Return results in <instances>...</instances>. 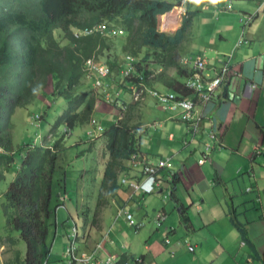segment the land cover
Here are the masks:
<instances>
[{"label": "trees", "instance_id": "obj_1", "mask_svg": "<svg viewBox=\"0 0 264 264\" xmlns=\"http://www.w3.org/2000/svg\"><path fill=\"white\" fill-rule=\"evenodd\" d=\"M204 1L188 2L187 9L195 2L199 7L203 6ZM174 6L173 2L166 0H0V148L6 152L0 153V182L11 171L16 155L11 134L15 110L29 105L39 91L49 85L53 75L58 80L52 98L63 97L66 104L50 136H47L48 140L56 139L54 145L33 143L18 150L17 153L23 150L25 153L22 165L3 199L7 240L14 241L11 235L18 231L27 245L26 258L22 264L49 262L51 239L57 226V210L65 204L62 203L65 199L61 200L60 193L54 189L59 170L57 153L67 149V133L70 135L75 127L89 124L95 113L97 96L89 91L81 93L78 90L87 73V61L104 53L110 42H120L124 54L140 57L141 63H134L136 67L133 74L123 76L119 81L122 91H129L132 83L140 82L158 89L155 78H150L153 72L145 68L147 62L154 61L165 69L173 67L183 78L193 73L191 68L181 64L179 52L198 9L189 8L177 32L169 34L160 31L161 17ZM103 25L107 29H120L123 34H106L107 31L100 29ZM58 30L63 33L68 44L59 42L56 36ZM107 62L110 69L108 78L114 70L125 67L117 60ZM120 72L118 74L121 76ZM168 86L181 98L193 94L186 81L174 80ZM116 100L121 98L118 96ZM61 127H65L66 132L61 133ZM102 137L109 159L98 194L97 210L91 221L93 226L99 225L101 206H106L109 198H117L119 191L125 187L120 183V175L128 170L126 161L138 151L135 127L130 125L128 116L106 129ZM81 144L77 140L71 147L79 149ZM94 149L90 147L86 153ZM106 158L103 151L101 159ZM61 181L59 185L64 187ZM178 182L175 176L174 189ZM135 192L142 196L152 194ZM166 193L168 195L169 190ZM89 214L88 210L78 212V217L83 218L85 225ZM182 219L187 224L190 221L185 210L182 211ZM232 221L242 238L250 243L243 224L237 217ZM74 224L77 225L73 223L70 228ZM135 260L133 256L123 255L120 264H131ZM140 264H145V261Z\"/></svg>", "mask_w": 264, "mask_h": 264}, {"label": "crops", "instance_id": "obj_2", "mask_svg": "<svg viewBox=\"0 0 264 264\" xmlns=\"http://www.w3.org/2000/svg\"><path fill=\"white\" fill-rule=\"evenodd\" d=\"M204 3L202 10L191 20L185 40L180 46L181 64L187 67L188 58L202 54L209 63L204 74L212 77L225 56L233 54L232 64L237 73L227 85L216 91L213 99L207 101L203 95L192 98L196 103L197 130L194 133L189 132V125L181 118V108L173 107V103L163 105L150 92L141 101H134L131 90L122 91L115 78L111 84L109 78L105 79L111 91L108 97L96 99L94 118L101 124L99 115L102 111L117 114L113 125L128 116L130 125L135 127L140 156L151 163L167 158L173 162L171 170L179 181L176 189L168 178L171 170L163 168L159 171L161 184L157 193L171 190L172 197L178 199L179 188L182 187L187 194L186 215L194 209L202 214H196L199 223H193L189 215L190 221L187 225L191 231H195V227L200 225L214 227L217 234L210 240V254L220 252L222 255L216 260L212 259L211 264H264V0H205ZM254 13L257 15L253 22L243 25L242 17ZM163 16L166 17V26L161 21ZM163 16L159 21L162 32L175 33L183 24L180 17L176 18V10ZM174 23H178L179 27L169 30L171 27L168 24ZM125 55V67L129 64L136 67L134 63H141L140 57ZM142 65L144 66L143 63ZM153 65L151 69H156L159 73L155 78V86L160 91H174L168 86L174 80L187 81V77L179 76L173 67L165 69L156 63ZM125 67H122V73ZM110 78L113 79L112 76ZM123 94H129V100ZM118 96L121 100H116ZM147 112L152 114L153 121L146 120ZM206 145L215 147L208 161L200 164L199 160ZM103 151L107 156L104 160L106 165L108 151L105 147ZM0 153L6 152L0 148ZM20 154L23 157L24 150ZM131 158L132 155L126 161L128 170L120 175V183L124 177H142L143 166L134 165ZM122 190L128 195L125 199L120 197ZM122 190L118 195L119 205L126 209L127 204L139 193L126 185ZM60 198L65 199L62 203L67 206V198L62 195ZM76 202L78 203L77 198ZM2 203L3 199L0 200V213L2 212L5 222L0 226V264H22L25 259L21 261L15 258L17 244L21 243L22 237L18 231H14L11 235L14 241L7 240V220L2 211ZM78 212H81L79 207ZM59 214L61 215V210ZM122 216L118 215L116 219ZM234 217L246 228L250 243L242 238L241 232L232 221ZM71 218L73 220V216ZM66 221L64 226L67 224L70 227L75 223L69 218ZM98 226L100 232L95 237L96 241L89 238L91 243L86 248L93 250L97 244L102 245L101 259L107 254L116 255L120 259L123 255L130 256L127 253L117 254L113 249L111 251L108 239L110 230L105 232L102 222ZM143 226L144 223L141 227ZM58 228L57 221L56 235ZM144 260L145 264H151L147 256Z\"/></svg>", "mask_w": 264, "mask_h": 264}, {"label": "rangeland", "instance_id": "obj_3", "mask_svg": "<svg viewBox=\"0 0 264 264\" xmlns=\"http://www.w3.org/2000/svg\"><path fill=\"white\" fill-rule=\"evenodd\" d=\"M166 1L175 4L172 10H176V18L179 19L178 11L180 9H177L179 7L176 6L181 3L184 4L185 0ZM198 7L199 5L195 2L188 7V10L189 8L194 9ZM201 10L202 7L200 6L197 13ZM182 19H185V17L182 16ZM165 20L166 17L164 16L161 20L163 21V26H166L167 22ZM168 27H171L168 28L169 30H175L179 27V24H168ZM56 36L61 44H68V40L60 30L56 31ZM125 56L122 52V44L120 42H110L108 49L104 53H101L100 56L93 57L91 60V71H89L87 65V73L83 77L78 90L81 93L89 91L95 94L97 99L98 97L104 99L105 95L108 97L111 87L110 85L98 86L97 78L101 74L96 68L101 67L103 64H107L109 67L107 60H117L122 66L125 63ZM153 63L155 64L154 61H151L146 64L145 68L151 70L153 73L150 76L153 75V78H156L159 73L156 69H151V66H154ZM119 71H121V68L120 70L113 71V79H108L110 84L115 78L116 84L119 85L121 79L120 74H118ZM57 80V76H51L49 85L45 89H41L38 96L29 105L21 109L19 107L15 110L16 112L19 109L16 116L12 119L11 134L15 152H18L23 147L27 148L29 144L35 143L36 145H40L38 142L42 145L50 144L49 142H51L54 145L56 139L48 140L47 136L66 106L63 97H58L57 99L52 98ZM123 96L129 100V94H123ZM99 117V121L101 122L100 126L105 129L112 125L114 118H117V114L102 111ZM145 118L148 122L153 121V116L150 112L146 113ZM60 129L61 133L66 132L65 127H61ZM39 134L40 136H38ZM102 134L94 139L96 142H93L92 126L90 124L77 126L70 135L67 133L68 136H66L65 141L67 149L58 151L57 153V169L59 170L57 171L54 189L56 193L59 192L62 197L67 198V206H60L57 212V221L60 228H58L57 235L53 233L51 239L52 250L48 264H68L65 251L71 242L70 237L72 233V229L67 224L64 226L68 218L71 222L74 220L77 223L79 236H81L78 242L79 244H84L83 248L88 249L86 247L91 243V241L89 242V238L96 241L95 237L99 235L100 226H97V224L93 226L91 221L94 211L96 212L97 210L98 192L100 191L101 179L105 167V161L101 159L105 143L104 139H101L103 138ZM77 140L82 143L79 149L71 147ZM90 147L92 149L96 148L97 150L86 153ZM53 148L52 150H54ZM80 151L82 152L80 153ZM22 161L21 154L17 153L11 171L7 174V178L0 183V200L4 199L5 193L17 178ZM170 174L171 179L169 181L173 185L175 174L174 172H170ZM60 178L62 179L61 182L64 184V187L59 185ZM158 191L146 197L137 195L135 199L127 204L126 209L134 216L135 222L137 224L144 223L143 227L140 229L137 228L138 230L135 226H131L127 222L125 215L116 219L123 209L120 208V197L123 199L128 197L123 190L120 192V197L109 198L106 206H101L102 213L100 222H102L105 232L110 230L108 239L111 251L113 249L117 254L127 253L136 260L140 256L145 255L149 258L151 264H211L212 259L216 260L222 255L220 252L210 254L212 248L210 240L213 239V235L217 234L214 227L206 228L200 225L195 227V231H191L187 222L182 219V211H187V194L183 188H179L178 199L172 197L169 201L166 200V192L159 194L157 193ZM76 198L78 203L76 202ZM78 207L81 211H90L86 225L83 218L78 217ZM60 210L61 215L59 214ZM161 211L166 213V218L159 224L160 220L158 219V215ZM196 214L202 215L197 209L189 212L193 223H199ZM71 216H73V220ZM4 222L1 212L0 226ZM93 227H96V230ZM17 249L15 258L23 261L26 258L27 245L22 238L21 243L17 244ZM131 264H135V262L133 261Z\"/></svg>", "mask_w": 264, "mask_h": 264}, {"label": "built area", "instance_id": "obj_4", "mask_svg": "<svg viewBox=\"0 0 264 264\" xmlns=\"http://www.w3.org/2000/svg\"><path fill=\"white\" fill-rule=\"evenodd\" d=\"M184 4H179L176 7L180 9L178 11V15L181 20L182 16L186 17L188 13L187 3L194 2V0H185ZM257 13L254 14H246L242 17L243 25L247 26L251 24L255 18ZM101 30L107 31L110 35H121L123 31L116 28L107 29L104 25L100 27ZM243 39L239 42V45L242 43ZM232 56L233 54L228 55L225 58L224 63L222 66L217 70L215 76L210 78L209 76H203L204 70L208 66V59L199 54L197 56L190 57L186 60L187 64H191L195 69L196 72L193 74L190 80H188L187 85L194 91L199 94H204L206 99H211L214 96L216 89L231 79L236 73V69L232 64ZM90 62L88 61V69L90 70ZM99 73L101 74L100 77L97 78L98 86H102V77L108 76L110 73V69L107 64H103L101 67H97ZM134 67L132 64H129L123 70L124 76H130L133 74ZM142 79V78H141ZM147 92L154 94L160 103L163 105H169L173 103V107H179L182 109L181 118L185 122H191L189 129H197V122H193L195 118V102L192 98H179L175 93L172 92H159L156 90L151 89L146 83L140 82L139 84H131V93L135 100L142 99ZM95 123V121H93ZM102 130L101 126H98L96 129L92 130L93 135L99 133ZM214 137V136H213ZM213 145H206L205 153L203 157L199 161L201 164L208 160V156L212 151ZM256 149H259L257 147ZM134 165H142L143 166V176L148 180L147 182L139 181V180H131L127 177L122 179V183L126 185L128 188L134 191H144L146 193H152L155 190V186L159 185L161 182V176L159 171L163 168L171 169L173 164L170 160H160L158 163H151L147 161L146 158H143L138 153L132 155L131 158ZM172 172V171H171ZM169 180L171 179V174L168 175ZM250 190V188L248 189ZM171 191H169L166 199L170 198ZM119 215H125L127 221L131 226H135L136 228H140L142 224H137L135 222L134 216L129 213L125 208L121 210ZM166 218V213L164 211L159 212L158 219L159 224L162 220ZM71 237H70V244L68 245L65 256L68 261V264H120V258L116 255L107 254L106 257L103 259L100 258V252L103 250V246L97 244V246L93 250L81 248L78 240L80 238L78 232V226L76 224L73 225ZM144 260L142 258H138L135 261V264L143 263Z\"/></svg>", "mask_w": 264, "mask_h": 264}, {"label": "clouds", "instance_id": "obj_5", "mask_svg": "<svg viewBox=\"0 0 264 264\" xmlns=\"http://www.w3.org/2000/svg\"><path fill=\"white\" fill-rule=\"evenodd\" d=\"M228 55H226L225 57H227ZM93 58H91V59H89V60H92ZM88 60V61H89ZM88 61H87V64H88ZM225 61V60H224ZM224 61L222 62V64L224 63ZM187 63V62H186ZM209 64V63H208ZM222 64H221V66H222ZM191 67H190V66ZM128 66V65H127ZM126 66V67H127ZM132 66H133V64H132ZM220 66V67H221ZM234 66V65H233ZM134 67V66H133ZM208 67H209V65L207 66V68L204 70V72L208 69ZM219 67V68H220ZM188 68H191L192 70H193V73L191 74V76H189L188 78H187V81H186V85H187V82H188V80H190L191 79V77L193 76V74L196 72V69L191 65V64H188ZM218 68V69H219ZM134 70H135V67H134V69H133V72H134ZM132 72V73H133ZM204 72H203V76H209L210 77V75H208V74H204ZM217 72V71H216ZM216 72H215V74H216ZM123 74V73H122ZM215 74H214V76H215ZM109 75V74H108ZM124 76V75H123ZM214 76H212V77H210V78H213ZM151 77H153V75L152 76H150V78ZM106 78H108V76H106V77H102L101 79H102V82H103V84H102V86H106V85H109L108 83H107V81H105V79ZM232 79V78H231ZM231 79H229L227 82H225L223 85H221V86H219L217 89H216V91L220 88V87H222V86H224V85H227L230 81H231ZM187 87L189 88V89H191L188 85H187ZM151 88V87H150ZM151 89H153V88H151ZM130 90H131V85H130ZM153 90H156V91H159V92H172V93H175L177 96H178V94L175 92V91H160L159 89H153ZM192 90V89H191ZM216 91H215V93H216ZM192 92H193V94L190 96V97H183V98H193V97H197V95H203L204 96V94H199V93H197V92H194L193 90H192ZM215 93H214V96L211 98V99H213L214 97H215ZM132 94V93H131ZM105 97H106V95H105ZM179 97V96H178ZM179 98H181V97H179ZM204 98H205V100H211V99H206V97L204 96ZM135 100V99H134ZM194 100V99H193ZM135 101H141V99L140 100H135ZM195 102V101H194ZM195 108H196V103H195ZM93 121H95V123L93 122ZM184 121V120H183ZM185 122V121H184ZM193 122H197V119H196V110H195V118H194V120H193ZM89 124L92 126V130H94V129H96L98 126H100V124L98 123V121L93 117L92 119H91V121L89 122ZM189 126H190V124H191V122H189V123H187ZM197 127H198V125H197ZM188 130H189V132H191V133H194L196 130H194V129H189V127H188ZM104 131V129L102 128V130L99 132V133H97V134H95V135H93V140L96 138V137H98L102 132ZM214 138H216L217 139V137L216 136H214ZM214 147H215V145H213V148H212V150L214 149ZM257 150H259V149H257ZM212 152V151H211ZM211 152H210V154H211ZM135 153H138V151L137 152H135ZM135 153H133V154H135ZM205 153V150L203 151V153H202V157H203V154ZM132 154V155H133ZM139 154V153H138ZM140 155V154H139ZM201 157V158H202ZM209 157H210V155L208 156V159H209ZM168 160H170L169 158H167ZM164 160H166V159H164ZM201 160V159H200ZM199 160V161H200ZM160 161V160H159ZM158 161V162H159ZM171 161V160H170ZM208 161V160H207ZM206 161V162H207ZM172 162V161H171ZM200 163V162H199ZM205 163V162H204ZM204 163H202V164H204ZM172 164H173V162H172ZM201 164V163H200ZM173 168V167H172ZM171 168V169H172ZM171 169H169V170H171ZM172 171V170H171ZM175 177V176H174ZM161 178V177H160ZM123 179V178H122ZM139 181H143V182H147L148 180L143 176V169H142V177L140 178V179H138ZM121 184H123L122 183V180H121ZM160 184H161V182H160ZM160 184L157 186H155V190H157L158 188H159V186H160ZM177 186V185H176ZM154 190V191H155ZM153 191V192H154ZM169 191H171V190H169ZM152 192V193H153ZM171 195H172V191H171ZM171 195H170V198H171ZM169 198V199H170ZM168 199V200H169ZM81 245V244H80ZM83 247V246H82ZM85 249V248H84ZM139 258H142V257H139ZM122 259V258H121ZM121 259H120V261H121ZM143 260H144V258H142ZM145 261V260H144ZM133 262V261H132ZM135 262V261H134Z\"/></svg>", "mask_w": 264, "mask_h": 264}]
</instances>
